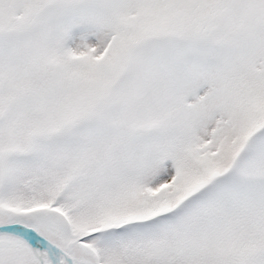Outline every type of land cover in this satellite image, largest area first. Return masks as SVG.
Segmentation results:
<instances>
[{
    "label": "snow or ice",
    "instance_id": "6c2138e0",
    "mask_svg": "<svg viewBox=\"0 0 264 264\" xmlns=\"http://www.w3.org/2000/svg\"><path fill=\"white\" fill-rule=\"evenodd\" d=\"M0 264H264V0H0Z\"/></svg>",
    "mask_w": 264,
    "mask_h": 264
}]
</instances>
